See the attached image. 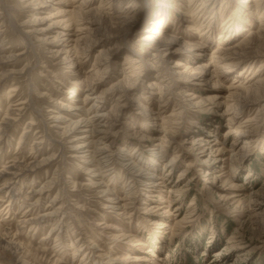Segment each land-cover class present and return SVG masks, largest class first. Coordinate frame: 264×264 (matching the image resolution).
I'll return each instance as SVG.
<instances>
[{
  "label": "rangeland",
  "instance_id": "374dc122",
  "mask_svg": "<svg viewBox=\"0 0 264 264\" xmlns=\"http://www.w3.org/2000/svg\"><path fill=\"white\" fill-rule=\"evenodd\" d=\"M87 1L99 33L77 50L80 3L4 0L9 14L0 10V172L46 160L13 191L0 179V264H264V97L245 90L264 84V56L244 59L243 45L261 43L264 0ZM88 93L101 97L63 109ZM93 105L108 117L112 155L100 177L53 118L80 120ZM56 211L36 233L24 224Z\"/></svg>",
  "mask_w": 264,
  "mask_h": 264
},
{
  "label": "bare ground",
  "instance_id": "6f19581e",
  "mask_svg": "<svg viewBox=\"0 0 264 264\" xmlns=\"http://www.w3.org/2000/svg\"><path fill=\"white\" fill-rule=\"evenodd\" d=\"M34 1H39V0H32V2L28 3V5L26 7L27 8L33 7V2ZM113 1L114 0H108L107 1V5H111V3ZM195 1L196 0H189L188 1L189 5H191L192 3L195 4L196 3ZM71 2H72L71 4L73 6H74V4L78 5V3H80L79 4L80 6H78L77 8L73 7L74 8L73 11H72V13H73L72 17L73 18H72V21H71L72 25L75 27L76 32H78L81 35V38L76 43L77 46L74 48V50H77L80 47V45H81L80 42H82L84 40V39H82V37H84V36L85 37L87 36L86 38H88V37L93 38L91 43L97 41V35L99 33V24L92 21V19L90 17L92 15V13H90V12H85L84 13V11L86 9L84 10L83 7L86 6V4L88 2L87 0H71ZM207 2H208V0H203L202 6L203 5L206 6ZM0 10L3 11L4 13H6V14H9V9L4 4V0H0ZM200 10L195 12V13H193L192 16H190V17L194 18L195 16H197V14H199ZM98 13H100V15H103V13L101 11H98ZM103 17L106 19L105 15H103ZM197 19H196V21H197ZM106 20H108V19H106ZM263 20H264V18H263ZM0 22H1V18H0ZM29 23H30V21H29ZM262 25L263 26H262V28H260L261 31H260L259 34L263 37L264 36V21L262 22ZM2 26L4 27V24H2ZM22 32L24 34H28L29 33V32L25 33L24 31H22ZM2 33H3L2 32V27H0V37L2 36ZM155 35H157L156 36L157 37L156 40H160V42L163 41L162 42L163 44H168L169 41L167 42V41L163 40L161 34L159 35V34L155 33ZM255 37L256 36H249L243 43V45L247 49V51H246L247 54L244 56V59H246V60H251V59H255V58L260 57V56H264V52L262 50L263 47H264V39L261 37L260 38L261 43L257 44L256 43L257 39H255ZM89 45H91V44H89ZM59 52H60L59 50L52 51V53H54L56 57L58 56ZM7 53H8V50L6 48H4V46H1V48H0V61L3 58L6 57ZM217 55H218V58H220L221 56H219V55H222L223 57H225L226 55H228V53L223 52L222 50L221 51L219 50V52H217ZM238 57L240 58V56H238ZM243 63H244V61H238L237 63L229 64V65H226V66H233L235 68V67H238V66L242 65ZM177 65H180V64L177 63ZM255 78L256 77H251L250 80L251 81L255 80ZM263 85H264L263 83H257V84L254 83V84H252V86H254V87L251 90H248V88H245V90L248 93L249 92H254V94L256 96V99L259 100V98L264 97L262 95L263 94L262 90L264 88ZM240 86H238V87H240ZM240 88L241 89H237V90H242V87H240ZM10 92L14 93V90H11ZM238 96L240 97V95H238ZM100 97L101 96H99L98 98H100ZM98 98L97 97L96 98H92L91 94L88 93L86 95V97H85V100H83L82 103H80V104H68V105L63 104L64 105L63 109H67L68 111H71V112L72 111H79L80 112L81 109H85L82 105H85L89 100H94V99H98ZM13 99H15L14 96H10L9 97V101L11 100V102H12ZM17 106L18 105H16V106L11 105V107H17ZM96 107H97L96 105H93L89 110L86 109L85 110L86 113H84V115H82L80 120L72 121L71 114H68V113H60L56 117H53V118H54V120L57 121V123L59 122L60 125H62V126L66 125L65 128H64L66 130H64V131L67 134H70V136H72V142L81 140L80 144L74 145V150H76V155L79 158L83 159L85 161V163L88 165L87 166L88 167L87 170H88L89 174H92L94 177H100L103 174H106L108 172L107 168H108V164H109V162L111 160V156L112 155L110 154V151L105 146V144L102 143V139H103L102 135L105 134L104 133V129H103V127H104L103 121L105 119H107L108 117H107L106 114H103L98 109H96ZM12 111H14V113H16V112H19L20 109L19 108H14V109H12ZM85 114H86V118L84 117ZM88 114H90V115H88ZM87 115L91 116V117H87ZM14 116H16V115H14ZM6 119H7V121L4 123V130L7 132V130L11 128L12 123L16 122V119L15 118H9V115H8V117ZM79 131L82 132L81 136H78V134H77ZM233 132H235V131L233 130ZM237 134H239V133H237ZM5 144H7V142L5 141L3 136H1L0 137V148H2ZM158 151L159 152H157V154L160 153L161 149L158 148ZM121 152H122V154L117 157V158H121V159H119L120 161H122L121 166H123L124 168L129 170V172H134L136 166L134 165V163L131 162V160L127 159V157L125 156V151H121ZM44 165H46V160H42L39 163H35L32 167L31 166L30 167L29 166H24V167H22V166H12V167H9L8 169L4 170L3 172H0V179H5L7 181L6 186L4 188H7V189L13 191V190H15L16 184H17V181H15V180L20 179L23 175L31 173L35 169L40 168V167H42ZM137 175L140 178H144V177L148 178V176H149V175L146 176V174L140 173V172ZM92 183L95 186H100L101 185V183L94 182V180H92ZM51 185H50V187H51ZM46 189H47V187H46ZM43 190H44V188L42 190H40L39 193L43 192ZM48 190H50V189H48ZM34 196H28L26 198L25 207L28 209V211H27L28 214H29V209L31 211V208H33L35 206L34 205L35 203L34 204L31 203L33 201V199L35 198ZM109 203L113 204L112 205L113 207H118L119 206L118 205L119 201L117 202V201H115V199L114 200L113 199L109 200ZM53 211H54V209H53ZM56 214H58V211H56L55 213H46L44 215H40L39 217H37L35 219H29V220L27 219V221H25L24 224L26 226H32L31 230H32V232H35L37 230H40V225L52 221L53 218L55 216H57ZM28 217H30V216H28ZM60 230H61V228L55 227L53 229L52 233L56 234ZM11 246L12 247L14 246L15 247L14 248L15 252H18L17 246H19V245L11 244ZM75 250L77 251L76 253L81 252V251H79V249L77 247H76ZM117 261H119V263L125 262V260H123V261L117 260Z\"/></svg>",
  "mask_w": 264,
  "mask_h": 264
}]
</instances>
